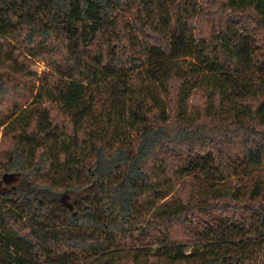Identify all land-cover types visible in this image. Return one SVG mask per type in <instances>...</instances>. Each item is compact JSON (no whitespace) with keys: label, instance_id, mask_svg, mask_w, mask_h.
Wrapping results in <instances>:
<instances>
[{"label":"trees","instance_id":"obj_1","mask_svg":"<svg viewBox=\"0 0 264 264\" xmlns=\"http://www.w3.org/2000/svg\"><path fill=\"white\" fill-rule=\"evenodd\" d=\"M28 57L56 110L4 128L0 264H264V0H0V106Z\"/></svg>","mask_w":264,"mask_h":264},{"label":"rangeland","instance_id":"obj_2","mask_svg":"<svg viewBox=\"0 0 264 264\" xmlns=\"http://www.w3.org/2000/svg\"><path fill=\"white\" fill-rule=\"evenodd\" d=\"M21 76V86H22V98L18 101H14L13 103L7 105L0 106V125L5 123V125L0 126V145L2 140V135L5 126L7 123L14 117V110L17 108L24 109L26 107L33 106L32 103L34 101L37 104L35 107L46 108L50 110L52 116L55 114L56 104L54 102V89L52 85L56 82L57 76L54 72H52L48 65L45 62L38 61L35 58L28 57L24 60L20 67ZM36 95L37 99H36ZM260 171H255V174ZM164 172L160 173L163 175ZM262 177L261 179L264 181V170L261 171ZM166 176L167 178H165ZM163 177L166 179V186H170L172 188V192L169 194L167 198H165L162 202H165L169 205H175L179 200L183 199L182 194V182L180 180L175 179L173 176L164 174ZM201 188L199 189L196 186H193L190 190V195L200 198L203 196L205 192L211 193L212 189L217 191L219 194L226 195L230 186L223 185L222 183H218L214 188ZM203 216L209 218L207 215ZM205 222L201 223H188L187 226H174L172 228V232L176 236L180 238V242L185 247L186 254H190L195 250L202 249L204 247V242L199 239L197 230L199 228H204ZM156 245L153 247L155 248ZM258 263L262 264V259H258Z\"/></svg>","mask_w":264,"mask_h":264}]
</instances>
